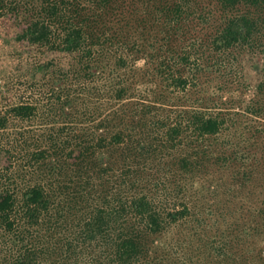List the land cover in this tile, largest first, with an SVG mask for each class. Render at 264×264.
<instances>
[{
  "label": "trees",
  "instance_id": "16d2710c",
  "mask_svg": "<svg viewBox=\"0 0 264 264\" xmlns=\"http://www.w3.org/2000/svg\"><path fill=\"white\" fill-rule=\"evenodd\" d=\"M214 2L223 12V23L212 40L219 49L245 41L264 9V0ZM189 6L186 0H0V20L12 26L3 34L5 41L13 39L25 52L39 47L69 57L65 65L51 58L20 66L17 72L33 83L20 88L23 98L4 104L0 115V130L12 129L7 140L0 136V264H171L158 254L160 238L187 215L188 207L159 203L154 191L167 186L158 185L160 173L150 175L146 169L155 158L160 165L163 154L176 147L182 125L161 128L137 117L130 104L120 103L128 89V75L117 71L129 73L133 68L127 50L130 40L120 31L121 18L120 23L113 18L126 14L122 25H129L128 8H138L156 22L170 23L173 15H181ZM155 64L152 69L161 75L164 66L171 68L163 59ZM133 79L132 74L129 80ZM171 79L180 87L187 82L183 76ZM97 81L108 87L110 104L101 102L106 106L103 114L84 135L66 131L77 115L79 91ZM34 121L39 123L16 127ZM188 122L197 143L224 124L221 117L204 112L191 114ZM15 153L30 154L26 161L31 171H23L30 173L24 184L17 185L13 177L16 166L11 154ZM61 154L73 167L75 159L90 154L92 171L101 177L111 173L110 191L101 194L96 185L87 189V178L81 195L63 198L62 187L56 185L65 167ZM113 154H118V161ZM188 159L180 154L179 162L186 165ZM7 168H13L10 177ZM76 168L77 163L74 174ZM166 192L165 199H170L171 192ZM71 209L76 221L64 222L62 227Z\"/></svg>",
  "mask_w": 264,
  "mask_h": 264
},
{
  "label": "rangeland",
  "instance_id": "374dc122",
  "mask_svg": "<svg viewBox=\"0 0 264 264\" xmlns=\"http://www.w3.org/2000/svg\"><path fill=\"white\" fill-rule=\"evenodd\" d=\"M186 1L190 2L189 8L173 15L172 23L156 22L138 8H128L132 18L129 25H122L126 14L113 18L114 23H120L121 18L120 31L130 40L127 50L133 68L129 73L117 71L128 75V89L120 103L130 104L134 111L137 109V117L157 122L161 128L173 123L182 125L176 147L163 154L162 166L155 164V158L146 169L150 175L160 173L158 185L167 186L154 191L160 197L159 203L174 202L179 207L185 203L188 207L187 215L162 233L158 254L171 264H264V9L259 10L260 22L245 41L219 49L212 40L223 23L222 10L214 0ZM11 28L9 22L0 20V115L7 103L23 98L20 88H29L33 83L17 72L20 66L51 58L63 65L69 62L62 53L39 47L25 52L13 39L5 41L3 34ZM182 56L187 60H181ZM159 59L171 65L164 66L162 75L152 69ZM118 74L114 72V77ZM174 76L187 78L184 87L172 83ZM99 83L87 84L79 91L77 115L66 125V131L84 135L97 123L106 107L101 102L110 104L108 87ZM6 86L10 88L7 92ZM196 112L216 115L224 121L220 131L199 143L186 126L188 117ZM37 123H18L16 127ZM8 132L12 129L0 130V136L7 140ZM180 154L188 156L186 165L179 162ZM113 155L118 161V154ZM29 156L11 154L17 185L29 179L30 173H23L31 171L26 161ZM61 156L65 167L56 185L62 187L63 198L73 193L78 196L87 178V189L96 185L101 194L110 191L111 173L101 177L92 171L88 165L90 154L75 159V174L71 162L64 154ZM9 168L5 170L7 177L13 169ZM164 172L169 176L165 177ZM166 191L171 192L170 199H165ZM72 210L62 227L64 222L67 225L76 221Z\"/></svg>",
  "mask_w": 264,
  "mask_h": 264
}]
</instances>
